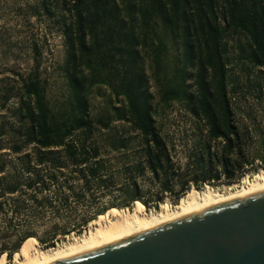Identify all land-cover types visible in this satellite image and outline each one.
Wrapping results in <instances>:
<instances>
[{
	"label": "trees",
	"instance_id": "trees-1",
	"mask_svg": "<svg viewBox=\"0 0 264 264\" xmlns=\"http://www.w3.org/2000/svg\"><path fill=\"white\" fill-rule=\"evenodd\" d=\"M51 2L40 6L53 16ZM62 3L65 101L47 97L38 73L21 76L13 120L0 122V254L8 259L27 240L49 248L80 236L108 212L157 211L191 189L236 183L252 162L250 133L236 122L239 88L228 83V54L235 42L240 64L264 69V0ZM141 50L150 55L149 74ZM99 85L109 98L92 116L89 92ZM255 88L259 98L263 88ZM173 112L193 133L191 142L180 133L183 164L164 131Z\"/></svg>",
	"mask_w": 264,
	"mask_h": 264
},
{
	"label": "rangeland",
	"instance_id": "rangeland-1",
	"mask_svg": "<svg viewBox=\"0 0 264 264\" xmlns=\"http://www.w3.org/2000/svg\"><path fill=\"white\" fill-rule=\"evenodd\" d=\"M40 1L0 0V122L13 120L12 108L16 105V93L21 76L25 78L38 73L47 82V97L57 105L65 101L66 86L60 68L64 60L65 49L61 18L68 19V15L62 0H52L51 5L56 12L53 16L47 15L43 11ZM168 45L170 49L165 57L172 60L176 57V51L172 48L171 43L168 42ZM236 50V44L232 42L228 54L230 59L228 63V83L231 85L236 82L239 88V95H235L233 99L237 112L236 122L243 129L247 128L250 133L247 149L252 157V162L250 165H246L245 170L247 171L240 181L230 185L221 181L217 186L207 187L206 185L198 190L194 188L196 191L209 188L214 191L228 193L246 186L249 182L259 179L264 174V158L261 157H264V69L249 70L248 65L240 64L241 61L236 60ZM141 52L145 58L146 71L149 74L152 71L150 55H146L142 50ZM149 85L151 92L157 99L158 86L153 78H150ZM258 85L263 88L259 98L257 97L259 92L255 88ZM5 93L9 94V99L3 101ZM108 98L109 89L106 86H93L89 92L90 114L93 116L100 113ZM168 119L164 131L172 134L175 138L177 149L180 151V161L183 164L185 156L180 147V133L182 132V138H186L189 142L192 141L193 133L189 129L188 121L179 117L178 113H169ZM175 207L176 205L170 204L167 199L165 203L160 204L159 210H170ZM144 210L146 209L144 208ZM146 211L154 212L156 210ZM124 212L129 211H116L115 215H121ZM4 216H7V212L1 215L2 218ZM111 217H113V214L110 212L98 217L88 225L84 233L100 223H106ZM74 237L76 235L66 237L64 241L57 243V245L71 241ZM36 244L38 243L36 242ZM20 252L12 254L9 259L4 256V253L0 254V256H3L0 257V262L5 258L6 264H15L21 257Z\"/></svg>",
	"mask_w": 264,
	"mask_h": 264
},
{
	"label": "water",
	"instance_id": "water-1",
	"mask_svg": "<svg viewBox=\"0 0 264 264\" xmlns=\"http://www.w3.org/2000/svg\"><path fill=\"white\" fill-rule=\"evenodd\" d=\"M42 264H264V187Z\"/></svg>",
	"mask_w": 264,
	"mask_h": 264
},
{
	"label": "bare ground",
	"instance_id": "bare-ground-1",
	"mask_svg": "<svg viewBox=\"0 0 264 264\" xmlns=\"http://www.w3.org/2000/svg\"><path fill=\"white\" fill-rule=\"evenodd\" d=\"M263 187L264 174L259 179L249 182L246 186L228 193L214 191L209 188L200 191L191 189L180 199L176 207L170 210L147 212L140 205H135L131 211L124 212L121 215H115L116 211H114L111 212L113 217L108 219L106 223H100L94 228H90L87 233L54 247L42 248L33 240L25 241L20 252L21 257L15 264H42L64 254L80 253L94 244L107 242L174 216L193 212L207 205H213L233 195ZM0 264H6L5 258L1 260Z\"/></svg>",
	"mask_w": 264,
	"mask_h": 264
}]
</instances>
